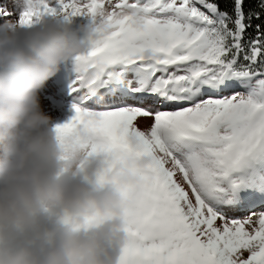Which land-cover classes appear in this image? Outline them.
<instances>
[{
  "label": "snow or ice",
  "instance_id": "obj_1",
  "mask_svg": "<svg viewBox=\"0 0 264 264\" xmlns=\"http://www.w3.org/2000/svg\"><path fill=\"white\" fill-rule=\"evenodd\" d=\"M45 16L100 33L57 139L153 161L121 264H264V0H26L18 19Z\"/></svg>",
  "mask_w": 264,
  "mask_h": 264
},
{
  "label": "clouds",
  "instance_id": "obj_2",
  "mask_svg": "<svg viewBox=\"0 0 264 264\" xmlns=\"http://www.w3.org/2000/svg\"><path fill=\"white\" fill-rule=\"evenodd\" d=\"M80 31L60 16L0 24V264H121L128 247L130 194L152 158L62 143L42 104L61 66L100 36Z\"/></svg>",
  "mask_w": 264,
  "mask_h": 264
},
{
  "label": "rangeland",
  "instance_id": "obj_3",
  "mask_svg": "<svg viewBox=\"0 0 264 264\" xmlns=\"http://www.w3.org/2000/svg\"><path fill=\"white\" fill-rule=\"evenodd\" d=\"M71 29L74 33H78L80 38L86 39V36L80 29L86 28L87 21L80 18L74 19L71 23ZM73 60L61 66L60 72L51 79L43 93L42 104L43 108L53 121V126L65 122L71 115L69 104L65 103L64 99H56V97H66L69 90V84L74 78ZM152 121L146 118H140L139 126L143 129L146 126H150Z\"/></svg>",
  "mask_w": 264,
  "mask_h": 264
},
{
  "label": "bare ground",
  "instance_id": "obj_4",
  "mask_svg": "<svg viewBox=\"0 0 264 264\" xmlns=\"http://www.w3.org/2000/svg\"><path fill=\"white\" fill-rule=\"evenodd\" d=\"M26 3V0H0V7H4L9 10L12 14L8 17L0 16V24L8 20H18L21 8ZM239 215V213H237Z\"/></svg>",
  "mask_w": 264,
  "mask_h": 264
}]
</instances>
